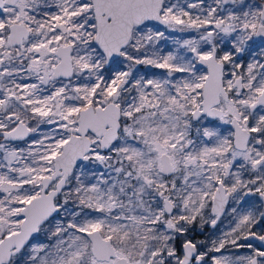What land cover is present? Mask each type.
<instances>
[{"label": "snow or ice", "instance_id": "6c2138e0", "mask_svg": "<svg viewBox=\"0 0 264 264\" xmlns=\"http://www.w3.org/2000/svg\"><path fill=\"white\" fill-rule=\"evenodd\" d=\"M254 38L264 0H0V264H264Z\"/></svg>", "mask_w": 264, "mask_h": 264}, {"label": "flooded vegetation", "instance_id": "af4514ba", "mask_svg": "<svg viewBox=\"0 0 264 264\" xmlns=\"http://www.w3.org/2000/svg\"><path fill=\"white\" fill-rule=\"evenodd\" d=\"M249 44H250V47L254 50L261 49V48H264V39L254 38V40L250 41ZM248 58H249V53L246 52L244 54L245 61H247ZM158 70H160V69H158ZM250 199L253 201H258V197H251ZM257 207H259L258 203H257ZM209 233H210L209 229H207V228H205L204 232L201 233L199 231V229L196 227V228H193L192 235L194 236L195 239L199 240L198 238H204V237L208 236ZM253 243L259 244V242H256V241H253Z\"/></svg>", "mask_w": 264, "mask_h": 264}, {"label": "rangeland", "instance_id": "374dc122", "mask_svg": "<svg viewBox=\"0 0 264 264\" xmlns=\"http://www.w3.org/2000/svg\"><path fill=\"white\" fill-rule=\"evenodd\" d=\"M162 43H167V42H162ZM138 71L141 73V74H147V75H151L153 73H156V74H161L163 72V70H158V69H154V68H149V67H146V66H138ZM225 223H227V221H225ZM193 228H196L195 225H193ZM211 230H209L210 232ZM210 235V233L208 234ZM207 237V236H206ZM206 237L204 238H198L199 240H202V239H205ZM242 252L243 251H247L246 249H242L241 250Z\"/></svg>", "mask_w": 264, "mask_h": 264}]
</instances>
